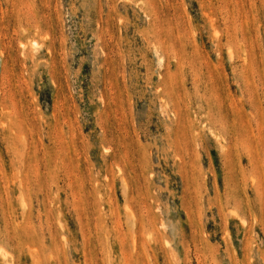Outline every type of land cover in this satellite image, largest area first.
I'll list each match as a JSON object with an SVG mask.
<instances>
[{"label":"rangeland","instance_id":"rangeland-1","mask_svg":"<svg viewBox=\"0 0 264 264\" xmlns=\"http://www.w3.org/2000/svg\"><path fill=\"white\" fill-rule=\"evenodd\" d=\"M0 264H264V0H0Z\"/></svg>","mask_w":264,"mask_h":264}]
</instances>
